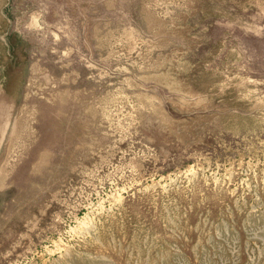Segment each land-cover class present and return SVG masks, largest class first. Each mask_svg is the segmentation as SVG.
<instances>
[{"label":"rangeland","instance_id":"1","mask_svg":"<svg viewBox=\"0 0 264 264\" xmlns=\"http://www.w3.org/2000/svg\"><path fill=\"white\" fill-rule=\"evenodd\" d=\"M0 140V264H264V0H0Z\"/></svg>","mask_w":264,"mask_h":264},{"label":"bare ground","instance_id":"2","mask_svg":"<svg viewBox=\"0 0 264 264\" xmlns=\"http://www.w3.org/2000/svg\"><path fill=\"white\" fill-rule=\"evenodd\" d=\"M11 117H12V116H11ZM7 118H8V117H7ZM7 123H8V121L6 122V125H7ZM15 126H16V125H15ZM1 128H2V127H1ZM4 129L6 130V126L4 127ZM19 129H20V128H19ZM5 130H3V132H4ZM14 130H16V129H14ZM21 131H22V130H21ZM21 131H20V132H21ZM5 132H6V131H5ZM5 132H4L3 134H5ZM22 132H23V131H22ZM17 134H18V133H17ZM20 134H21V133H20ZM20 134H19V135H20ZM1 135H2V134H1ZM19 135H18V136H19ZM6 136H7V135H6ZM12 137H13V136H12ZM12 137H11V138H12ZM1 138H2V137H1ZM21 138H22V137H21ZM12 139H13V138H12ZM15 139H16V138H15ZM1 140H2V139H1ZM1 140H0V141H1ZM18 140H19V139H18ZM22 141H23V140H22ZM17 143H19V142H17ZM10 144H11V143H10ZM19 144H21V143H19ZM0 145H1V143H0ZM13 146H14V145H13ZM10 148H11V147H10ZM12 149H13V148H12ZM9 153H10V152H9Z\"/></svg>","mask_w":264,"mask_h":264}]
</instances>
